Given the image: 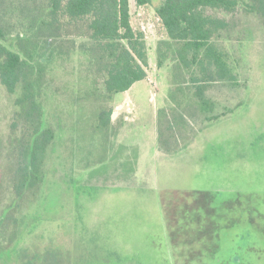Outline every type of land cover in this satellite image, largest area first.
I'll list each match as a JSON object with an SVG mask.
<instances>
[{
    "label": "rangeland",
    "instance_id": "374dc122",
    "mask_svg": "<svg viewBox=\"0 0 264 264\" xmlns=\"http://www.w3.org/2000/svg\"><path fill=\"white\" fill-rule=\"evenodd\" d=\"M12 1L0 0V13H11L7 44L34 52L44 45L43 118L56 138L40 198L19 200L7 155L21 91L0 82V264H217L228 256L264 264L261 19L242 7L220 14L230 28L219 42L237 77L214 84L203 111L177 80L166 44L159 65V44L169 40L157 15L164 0H131L132 24L148 43V76L109 103L113 126L93 130L104 87L96 51L82 49L92 43L78 37L70 50H54L48 30H28L37 5Z\"/></svg>",
    "mask_w": 264,
    "mask_h": 264
},
{
    "label": "trees",
    "instance_id": "16d2710c",
    "mask_svg": "<svg viewBox=\"0 0 264 264\" xmlns=\"http://www.w3.org/2000/svg\"><path fill=\"white\" fill-rule=\"evenodd\" d=\"M32 1L37 5L38 16L28 23V30L33 26L48 30L54 50L64 47L70 50L69 44H74L78 37L92 43L89 46L83 42L82 49L96 51L99 83L104 87L98 98L101 103L98 124L93 130L110 128L114 106L109 103L117 94L128 91L148 76V43L144 32L132 24L131 0H25V3L32 6ZM136 2L146 5L151 0ZM15 3L17 0L11 2ZM241 7L264 23V0H164L157 7L169 39L159 44V65L167 57L163 51L166 44L174 49L177 80L193 89L203 111L212 102L206 92L214 84L232 86L236 81L231 55L219 42L230 28V22L220 14H235ZM5 14L0 13V82L11 94L21 91L16 98L19 109L11 126L15 139L7 155L9 170L16 197L34 204L42 192L45 165L56 130L46 127L43 118L41 45L36 42L37 52L25 44H20V50L9 46L11 13ZM228 257L224 264H236L238 257Z\"/></svg>",
    "mask_w": 264,
    "mask_h": 264
},
{
    "label": "flooded vegetation",
    "instance_id": "af4514ba",
    "mask_svg": "<svg viewBox=\"0 0 264 264\" xmlns=\"http://www.w3.org/2000/svg\"><path fill=\"white\" fill-rule=\"evenodd\" d=\"M246 259L238 257L236 264H252L251 262H244ZM220 262V263H219ZM217 264H224V262L219 261Z\"/></svg>",
    "mask_w": 264,
    "mask_h": 264
},
{
    "label": "crops",
    "instance_id": "0c3cea01",
    "mask_svg": "<svg viewBox=\"0 0 264 264\" xmlns=\"http://www.w3.org/2000/svg\"><path fill=\"white\" fill-rule=\"evenodd\" d=\"M114 112H113V114H112V125H114Z\"/></svg>",
    "mask_w": 264,
    "mask_h": 264
}]
</instances>
